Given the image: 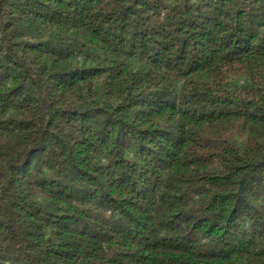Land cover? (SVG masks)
I'll return each instance as SVG.
<instances>
[{
    "label": "trees",
    "instance_id": "trees-1",
    "mask_svg": "<svg viewBox=\"0 0 264 264\" xmlns=\"http://www.w3.org/2000/svg\"><path fill=\"white\" fill-rule=\"evenodd\" d=\"M0 264H264V0H0Z\"/></svg>",
    "mask_w": 264,
    "mask_h": 264
}]
</instances>
